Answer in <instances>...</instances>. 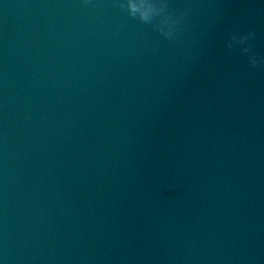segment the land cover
<instances>
[{
  "label": "clouds",
  "instance_id": "9594fccd",
  "mask_svg": "<svg viewBox=\"0 0 264 264\" xmlns=\"http://www.w3.org/2000/svg\"><path fill=\"white\" fill-rule=\"evenodd\" d=\"M119 7L129 17L142 24L151 25L160 36L169 41L178 39L183 22L191 11L187 7L179 13L170 10L168 0H120ZM255 36L254 30L240 34L236 29L226 41L228 49L238 48L242 54L247 55L248 63L252 68L264 66V57L252 51L250 41L254 40Z\"/></svg>",
  "mask_w": 264,
  "mask_h": 264
}]
</instances>
